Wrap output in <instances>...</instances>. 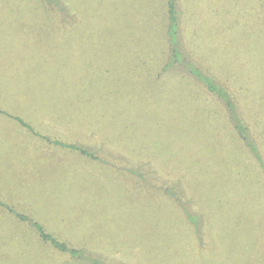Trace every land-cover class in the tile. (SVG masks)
Here are the masks:
<instances>
[{
	"label": "rangeland",
	"instance_id": "374dc122",
	"mask_svg": "<svg viewBox=\"0 0 264 264\" xmlns=\"http://www.w3.org/2000/svg\"><path fill=\"white\" fill-rule=\"evenodd\" d=\"M178 3L193 60L230 79L264 134L253 112L264 114L257 0ZM167 21L168 0H0V112L33 127L0 114V264H264L263 175L256 166L250 176L231 145L222 105L182 71L163 70ZM34 128L95 157L71 148L54 162L34 150ZM167 174L220 215L203 238L165 194ZM76 185L80 199L69 200ZM34 221L85 253L55 249Z\"/></svg>",
	"mask_w": 264,
	"mask_h": 264
},
{
	"label": "trees",
	"instance_id": "16d2710c",
	"mask_svg": "<svg viewBox=\"0 0 264 264\" xmlns=\"http://www.w3.org/2000/svg\"><path fill=\"white\" fill-rule=\"evenodd\" d=\"M56 0H45V2L51 3ZM257 6L260 8V13L264 17V0H257ZM182 6H179L178 0H168V21L166 25V35L165 43L167 45L165 56V64H163V70H172L178 73L182 71L187 81H193L196 85V88L200 86L204 93H207L211 96V99L215 100L217 104L222 105L225 110V118L230 125V136H231V145L237 151L240 149L246 155V165L248 167L259 168L262 173V184H264V134L256 130V124H250V122L244 116L241 109V102L237 99L235 91L230 85V79L226 77H221L214 71L203 68L200 64L193 60L192 54L189 52L188 44L190 41H183L182 36H180L181 31L183 30V20H182ZM187 44V45H186ZM197 59V58H195ZM177 76V75H176ZM189 77V78H188ZM36 93L41 98L44 99H54L52 95V90L50 89H41L38 88L35 90ZM262 94V90H261ZM207 100V99H206ZM210 100V98H209ZM208 101V100H207ZM254 113L256 115L264 116L263 108L260 111L258 106H254ZM54 121V120H53ZM58 123L57 121H54ZM256 122V121H255ZM258 124V123H257ZM96 141H93L95 143ZM58 144H63L69 146L72 149L79 150L83 155L95 157V154L92 150L87 149L84 146H78L76 143L66 144L60 141H57ZM98 145V144H97ZM255 163L254 165H251ZM249 175L252 176L251 170ZM142 174L141 172H139ZM168 182L165 186V194L170 195L174 198L177 203H181L184 216L181 218L182 221H188L191 228H195V233L198 237L203 238L204 228H211L212 220L216 219L220 221V215L217 217H212L206 209H203L199 204H195L193 201V196L190 197V192L186 186L180 185L181 179L178 175L172 176L170 174L166 175ZM175 181L176 184H171V181ZM175 192H182V195L185 197H178ZM204 205L208 207L210 205V198L207 197ZM216 202H221V197H216ZM34 226L37 227L40 237L50 242L55 249H58L62 252L70 253L72 257L81 258L82 254L85 253L83 248H75L68 245L65 241H61L53 235L47 233L42 225L39 222L34 221ZM202 232V233H201ZM199 234V235H198ZM185 240V238L183 237ZM200 244L203 246L204 242L202 239H199ZM205 247V246H203ZM193 251H195L193 249ZM191 249L188 252L194 253ZM177 252L178 249H177ZM94 262L93 264H97ZM109 264V263H108ZM168 264H178L175 262H170ZM180 264H194L188 262L183 257Z\"/></svg>",
	"mask_w": 264,
	"mask_h": 264
},
{
	"label": "crops",
	"instance_id": "0c3cea01",
	"mask_svg": "<svg viewBox=\"0 0 264 264\" xmlns=\"http://www.w3.org/2000/svg\"><path fill=\"white\" fill-rule=\"evenodd\" d=\"M34 112H35V109H34ZM0 114H6L7 116L11 117L12 119H14L15 121H17L19 123L18 126L24 132H25V129H27L30 132V134L32 133V135H33L32 125L29 123L28 120H24L22 117L21 118L16 117L15 111L10 112V111L4 110L3 112H0ZM12 129H13V127H12ZM46 133H47V130L41 132L39 130H35V128H34V150H37L40 154H43L45 157L54 158L53 159L54 162L55 161L60 162V163L67 162V160H69V158H66L63 154L67 152L66 149L70 150L71 148L69 146L56 143L55 139H52L50 136H47ZM57 141L63 142V140H60V139H57ZM56 145H58V147H60V148H58V150H59L58 154L56 153ZM68 163L70 166H72V163H70V162H68ZM80 169H81V171L86 172V174L88 175V170L86 168H84L83 164H81ZM71 190H79V193L72 194L70 191L69 200L77 199V198L80 199L83 188H80L76 185V186L71 187ZM65 191H66V188H65ZM54 199H60V198L56 194ZM55 201L56 200H53V202H55ZM2 202L5 203L6 201H2ZM17 203L20 204L21 203L20 200H17Z\"/></svg>",
	"mask_w": 264,
	"mask_h": 264
}]
</instances>
